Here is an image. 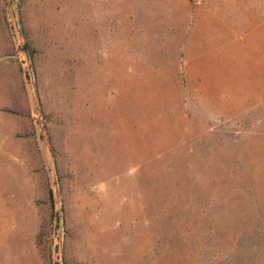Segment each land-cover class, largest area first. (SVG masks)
<instances>
[{"label":"rangeland","instance_id":"rangeland-1","mask_svg":"<svg viewBox=\"0 0 264 264\" xmlns=\"http://www.w3.org/2000/svg\"><path fill=\"white\" fill-rule=\"evenodd\" d=\"M0 264H264V0H0Z\"/></svg>","mask_w":264,"mask_h":264},{"label":"trees","instance_id":"trees-1","mask_svg":"<svg viewBox=\"0 0 264 264\" xmlns=\"http://www.w3.org/2000/svg\"><path fill=\"white\" fill-rule=\"evenodd\" d=\"M52 206H53L52 218L54 223L56 224V228L59 229L62 222H64V217L61 211L55 209V203L53 200H52Z\"/></svg>","mask_w":264,"mask_h":264}]
</instances>
